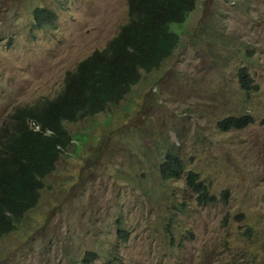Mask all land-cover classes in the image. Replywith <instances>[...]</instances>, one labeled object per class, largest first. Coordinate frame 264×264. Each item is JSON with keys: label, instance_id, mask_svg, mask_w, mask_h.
<instances>
[{"label": "rangeland", "instance_id": "rangeland-1", "mask_svg": "<svg viewBox=\"0 0 264 264\" xmlns=\"http://www.w3.org/2000/svg\"><path fill=\"white\" fill-rule=\"evenodd\" d=\"M39 7L51 21L38 23ZM128 7L0 0V140L15 108L55 96L69 70L107 47ZM172 28L174 53L120 103L65 122L71 144L39 203L0 239V264H264V0H198ZM243 114L254 121L219 128ZM168 153L219 200L201 203L185 173L164 177Z\"/></svg>", "mask_w": 264, "mask_h": 264}, {"label": "trees", "instance_id": "trees-1", "mask_svg": "<svg viewBox=\"0 0 264 264\" xmlns=\"http://www.w3.org/2000/svg\"><path fill=\"white\" fill-rule=\"evenodd\" d=\"M196 4L197 0H129L128 23L107 47L94 50L67 72L55 97L15 108L4 130L7 135L0 140V235L14 229V221L39 202L45 177L73 138L65 122L87 119L120 103L141 81V69L149 72L174 53L180 35L172 25L183 23ZM38 12L39 20L49 21L51 12ZM240 81L246 91L254 87L246 68L240 71ZM29 120L38 123L43 132H33ZM252 121L249 115L230 116L219 122V128H243ZM48 128L49 134L45 133ZM161 168L164 177L180 178L185 173L201 203L219 200L198 172H185L182 162L172 154H167ZM225 193L227 198L228 191Z\"/></svg>", "mask_w": 264, "mask_h": 264}, {"label": "clouds", "instance_id": "clouds-1", "mask_svg": "<svg viewBox=\"0 0 264 264\" xmlns=\"http://www.w3.org/2000/svg\"><path fill=\"white\" fill-rule=\"evenodd\" d=\"M197 4H198V0H197ZM197 4H196V6H197ZM128 6H129V0H128ZM42 9H47V8H45V7H39V8L34 9L35 17L37 18L38 23H44V22H46L45 20H41V19L39 20L40 15H38V14H40V13H39L38 11H39V10H42ZM48 11L51 12L50 10H48ZM52 15H53V14L49 13V16H50L49 21L52 20V18H51ZM188 16H189V14L187 15V17H186V19H185V21H184L183 23L186 22ZM49 21H47V22H49ZM128 21H129V7H128V20H127L126 23H128ZM126 23H124V24H126ZM183 23H181V24H183ZM124 24H123V25H124ZM123 25H122V26H123ZM120 29H122V27H121ZM118 34H119V33H118ZM179 35H180V34H179ZM90 55H91V54H90ZM86 58H87V57H86ZM83 60H84V59H83ZM243 68H246V67H243ZM241 69H242V68L239 69V81H240V71H241ZM246 69H247V68H246ZM246 71H247V70H246ZM247 72H248V71H247ZM141 73H142V69H141ZM248 73H249V72H248ZM249 76H250V74H249ZM65 78H66V77H65ZM250 78H251V76H250ZM251 79H252V78H251ZM64 80H65V79H64ZM64 80H63V85H64ZM139 82H140V81H139ZM240 82H241V81H240ZM252 84H253V82H252ZM253 85H254V84H253ZM62 87H63V86H62ZM241 87H242V83H241ZM254 88H255V86H254L252 89H254ZM61 89H62V88H61ZM61 89H60V90H61ZM242 89H243V88H242ZM245 91H246V90H245ZM250 91H251V90H250ZM250 91H246V92H250ZM59 92H60V91H59ZM59 92H58V93H59ZM58 93H57V94H58ZM57 94H55V96H56ZM55 96H51V95L49 94L48 96H42L39 100L44 99V98H46V99H48V98H53V97H55ZM39 100H37V101H39ZM35 102H36V101H35ZM30 104H33V103H27V104L20 105V106H26V105H30ZM18 107H19V106H18ZM243 115H249V114H243ZM243 115H238V116H243ZM230 116L237 117V116H235V115H230ZM230 116H228V117H230ZM249 116H250V117L252 118V120L254 121V118H253L251 115H249ZM228 117H226V118H228ZM226 118H223L222 120H224V119H226ZM222 120H221V121H222ZM253 121H252V122H253ZM10 122H11V119H10L7 123L5 122V127H6V126H9V125H10ZM252 122H251V123H252ZM251 123H249V124H251ZM27 124L29 125L30 129H31L33 132H35V131H37V132H39V131H40V132H43V130L41 129L40 125H39L38 123H36L35 121L29 120V121H27ZM249 124H248V125H249ZM248 125H247V126H248ZM245 127H246V126H245ZM243 128H244V127H243ZM235 129H242V128H235ZM4 130H5V128L2 129V132H4ZM223 131H225V130H223ZM226 131H228V130H226ZM50 132H51V131H50L49 128H48V130L45 131V133H47V134H49ZM6 135H7V133L5 132V133H4V136H3V138H2L1 140H3V139L6 137ZM169 154H171V153H169ZM60 156H61V154H60ZM172 156H174V155L172 154ZM174 157H175V156H174ZM166 158H167V155H166V157L164 158V160H165ZM164 160H163V161H164ZM57 162H58V160L55 162V167H56V165H57ZM182 164H183V162H182ZM183 166H184V164H183ZM55 167H54V168H55ZM184 171H185V167H184ZM51 172H52V171H51ZM50 174H51V173H49L46 177H48ZM46 177H45V178H46ZM44 180H45V179H44ZM43 188H44V186H43ZM43 188H42V189H43ZM40 194H41V190H40ZM39 199H40V197H39ZM38 203H39V202H38ZM38 203H37V204H38ZM37 204H36V205H37ZM34 207H36V206H34ZM34 207H33V208H34ZM31 209H32V208H31ZM28 211H29V210H28ZM28 211H27V212H28ZM27 212H26V213H27ZM26 213H25V214H26ZM25 214H24V215H25ZM24 215H23V216H24ZM22 218H23V217H22ZM22 218H21L19 221H21ZM15 221H16V220H15ZM15 221H14V222H15ZM13 224H14V223H13ZM15 228H16V226L14 227V229H15ZM14 229H12L11 231H13ZM11 231L8 232V230H7V231L3 232L4 234L2 233L3 235H2V234L0 235V239H2V237H3L4 235L10 233Z\"/></svg>", "mask_w": 264, "mask_h": 264}]
</instances>
